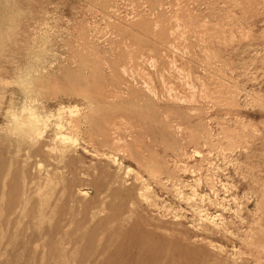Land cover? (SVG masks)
<instances>
[{"label":"rangeland","instance_id":"1","mask_svg":"<svg viewBox=\"0 0 264 264\" xmlns=\"http://www.w3.org/2000/svg\"><path fill=\"white\" fill-rule=\"evenodd\" d=\"M0 264H264V0H0Z\"/></svg>","mask_w":264,"mask_h":264},{"label":"bare ground","instance_id":"2","mask_svg":"<svg viewBox=\"0 0 264 264\" xmlns=\"http://www.w3.org/2000/svg\"><path fill=\"white\" fill-rule=\"evenodd\" d=\"M150 60V61H149ZM143 61H149L150 62V64L152 65V67H157V60L155 59V58H153V57H150V59L148 58V59H142V57H141V59L139 60V62H143ZM175 62V61H174ZM109 65V64H108ZM111 68V67H110ZM144 69V68H143ZM123 70L125 71L126 70V68L125 67H123ZM142 70V69H141ZM144 71L145 70H143V73H144ZM64 72H66V71H64ZM133 72V71H132ZM131 72V73H132ZM142 73V74H143ZM45 74V73H44ZM145 74V73H144ZM121 75V74H120ZM150 78V77H149ZM162 79H163V75H162ZM163 81L165 82V80L163 79ZM162 81V82H163ZM45 83V82H44ZM48 83H49V81H48ZM147 84H149V82H146ZM152 83V82H151ZM173 86V85H172ZM43 87V86H42ZM50 88V87H49ZM96 88V87H95ZM174 88V87H173ZM47 89V88H46ZM172 89V88H171ZM170 89V90H171ZM73 90V89H72ZM50 91V90H49ZM48 91V92H49ZM74 91V90H73ZM81 91V90H80ZM90 91V90H89ZM95 92H96V90H95ZM45 93V92H44ZM51 93H55V92H51ZM56 94V93H55ZM59 94V93H58ZM80 94V93H79ZM170 94V93H169ZM42 95H45V94H42ZM87 95V94H86ZM74 96V95H73ZM76 96V95H75ZM78 97H79V95H78ZM84 97V96H83ZM88 97H89V95H88ZM29 98V97H28ZM35 99V98H34ZM86 99V98H85ZM84 99V100H85ZM187 99H188V97H187ZM31 100V99H30ZM91 100V99H90ZM89 102V101H88ZM93 102V101H92ZM27 104V103H26ZM63 104V103H62ZM77 104V103H76ZM90 104V103H89ZM96 104V103H95ZM25 105V104H24ZM65 105V104H64ZM69 105V104H68ZM67 105V106H68ZM91 105V104H90ZM66 107V106H65ZM73 107V106H72ZM71 107V110H69L70 111V115H71V122H69V124H70V133L71 134H74L75 136H76V134H77V131L79 130V121L76 119V118H78L79 116H82L80 113H81V111L77 108V106H75V108H72ZM93 107V106H92ZM91 107V108H92ZM33 108V107H32ZM66 108H68V107H66ZM87 108H89V107H87ZM62 110H65V109H62ZM96 110V109H95ZM94 111V110H93ZM92 111V112H93ZM97 111H98V108H97ZM106 111V110H105ZM108 111V110H107ZM109 112V111H108ZM40 114H42V113H40ZM59 114V113H58ZM87 114V113H86ZM90 115H91V113H90ZM54 115H52V117H53ZM62 116V115H61ZM61 116H60V118H61ZM50 117V116H49ZM88 117V116H87ZM91 118V117H90ZM48 119V118H47ZM87 120V119H86ZM58 123V122H57ZM58 126V125H57ZM60 126H61V124H59V128H60ZM62 134V133H61ZM58 136H60V135H58ZM57 136V137H58ZM63 136H69V137H71L69 134H63ZM130 137V136H129ZM72 138V137H71ZM74 138V137H73ZM72 138V139H73ZM124 141V140H123ZM76 142H77V139H76ZM172 146V145H171ZM185 146V145H184ZM129 147V146H128ZM187 147V146H186ZM130 150V149H129ZM99 151V150H98ZM131 151V150H130ZM132 154V153H131ZM148 158V157H147ZM157 158V157H156ZM136 159H138V157L136 158ZM159 159V158H158ZM139 160V159H138ZM143 160V159H142ZM151 160V159H150ZM155 160V159H154ZM145 161V160H144ZM156 161V160H155ZM162 162V161H161ZM155 163V162H154ZM142 164V163H141ZM158 164H160V163H158ZM149 166V165H148ZM152 166V165H151ZM156 166V165H155ZM146 167V166H145ZM162 168V167H161ZM165 168V167H164ZM132 171V170H131ZM149 185V184H148ZM148 187V186H147Z\"/></svg>","mask_w":264,"mask_h":264},{"label":"crops","instance_id":"3","mask_svg":"<svg viewBox=\"0 0 264 264\" xmlns=\"http://www.w3.org/2000/svg\"><path fill=\"white\" fill-rule=\"evenodd\" d=\"M146 82H149V81L145 80V81H144V85H145L149 90H151V91L153 92L154 97H157L158 94H157V92H156V90H155L156 88H155V86L153 85V83L149 82V84H147Z\"/></svg>","mask_w":264,"mask_h":264}]
</instances>
